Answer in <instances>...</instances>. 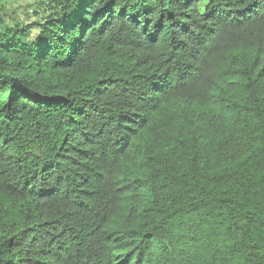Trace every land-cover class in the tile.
Masks as SVG:
<instances>
[{"label": "trees", "instance_id": "obj_1", "mask_svg": "<svg viewBox=\"0 0 264 264\" xmlns=\"http://www.w3.org/2000/svg\"><path fill=\"white\" fill-rule=\"evenodd\" d=\"M0 18V264H264V0H47Z\"/></svg>", "mask_w": 264, "mask_h": 264}, {"label": "rangeland", "instance_id": "obj_2", "mask_svg": "<svg viewBox=\"0 0 264 264\" xmlns=\"http://www.w3.org/2000/svg\"><path fill=\"white\" fill-rule=\"evenodd\" d=\"M44 1L47 0H0V18L6 24L33 22L35 12L45 5Z\"/></svg>", "mask_w": 264, "mask_h": 264}]
</instances>
